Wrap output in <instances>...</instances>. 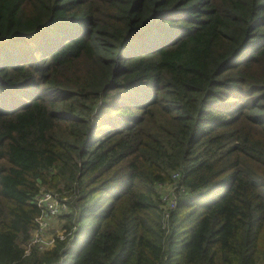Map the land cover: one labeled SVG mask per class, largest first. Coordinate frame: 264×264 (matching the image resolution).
Returning <instances> with one entry per match:
<instances>
[{"label":"trees","instance_id":"1","mask_svg":"<svg viewBox=\"0 0 264 264\" xmlns=\"http://www.w3.org/2000/svg\"><path fill=\"white\" fill-rule=\"evenodd\" d=\"M61 260L264 264V0H0V264Z\"/></svg>","mask_w":264,"mask_h":264},{"label":"built area","instance_id":"2","mask_svg":"<svg viewBox=\"0 0 264 264\" xmlns=\"http://www.w3.org/2000/svg\"><path fill=\"white\" fill-rule=\"evenodd\" d=\"M168 186L171 187L170 185H167V186H160L159 188L168 187ZM160 194H161L160 197H161L162 202L164 203V206L166 205V207L168 206V208L171 209V207H173V205H174V197H173L172 188H171L170 194L167 197L164 196V192H160ZM58 202H59V200L56 199L55 196H53L51 193L42 192L41 196L38 199V204L43 207V216H44V212H46V214H48V216H56L59 212V206H60V204H62L60 202H59L60 203L59 204ZM43 216L40 217V219L41 218L43 219ZM46 226H47L46 221H43L40 225L37 222V228L35 229V231L33 233V243H35L38 246V249L40 251L46 250L44 248V246H42L43 236H44L43 230ZM62 263H63V261L61 260L58 264H62Z\"/></svg>","mask_w":264,"mask_h":264},{"label":"rangeland","instance_id":"3","mask_svg":"<svg viewBox=\"0 0 264 264\" xmlns=\"http://www.w3.org/2000/svg\"><path fill=\"white\" fill-rule=\"evenodd\" d=\"M158 191H159V194H160V192H164V196L167 197L171 192V187L168 186V187L158 188ZM60 206H59V212L56 216H48V214H46V212H44L43 219L41 218L42 219L41 220L40 218H38L39 219L38 220L39 225L43 221L47 222V226L43 230L44 236H43L42 246H44L45 249H49V248L53 247V242H54L55 237L62 239V237H64V235L66 233V232L64 233V230H63V227L65 225V219L61 218V215H60L62 210H64L66 208V205L60 204ZM73 222H75V221H73ZM76 226L77 225H73L71 227L72 228L71 232L75 231Z\"/></svg>","mask_w":264,"mask_h":264}]
</instances>
